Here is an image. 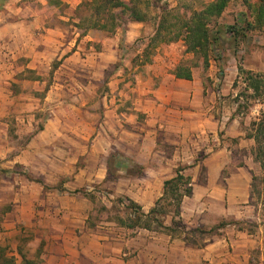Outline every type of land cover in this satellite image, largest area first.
<instances>
[{
  "label": "crops",
  "instance_id": "1",
  "mask_svg": "<svg viewBox=\"0 0 264 264\" xmlns=\"http://www.w3.org/2000/svg\"><path fill=\"white\" fill-rule=\"evenodd\" d=\"M61 1L0 0V246L19 264H257L264 102L246 114L234 98L241 65L264 77V48L241 42L243 63L215 53L207 69L178 77L192 57L183 40L145 59L150 37L133 47L142 22L82 35L83 0ZM178 171L191 193L166 216L175 229L182 221L173 233L98 213L122 208L119 198L149 213Z\"/></svg>",
  "mask_w": 264,
  "mask_h": 264
},
{
  "label": "trees",
  "instance_id": "2",
  "mask_svg": "<svg viewBox=\"0 0 264 264\" xmlns=\"http://www.w3.org/2000/svg\"><path fill=\"white\" fill-rule=\"evenodd\" d=\"M163 1L83 0L76 11L79 19L76 27L83 30L82 35L91 29L111 34L125 23L123 15H128V20L133 22H145L154 18L157 23L154 34L148 42L147 57H150L148 56L149 51L156 49L160 44L183 40L186 47L185 52L193 54V59L195 57L201 59L205 69L210 66L213 53L221 54L218 44L224 27L236 39L240 35L246 37L251 31H264V0H244L247 10L241 13L239 20L233 25L219 26L216 31L213 30V25H220V17L234 0H213L208 3L203 0H178L175 6ZM49 2L56 6L62 4L61 0H49ZM116 9H121V13L116 12ZM216 59H222V57L218 55ZM198 65L197 62L182 63L177 67L176 74L178 77L191 78V69ZM240 71L246 75L247 89L253 91L250 97L256 98L263 94L264 77L246 70L242 65ZM255 139L257 142L256 157L264 170V112L257 121ZM189 184L190 177L178 171L174 178L165 181L164 195L149 213H144L138 203L128 198L117 200V203L124 204L122 209L118 210L116 206L111 208L102 206L101 210L109 213L115 212L111 217L113 221L132 229L147 228L173 233L181 226L182 221L175 220V229L165 224L166 216L170 211H173L175 216L180 215L182 200L185 195L191 193ZM24 260L27 264H36L34 260H26V257ZM0 264L19 263L16 256L9 253L7 247L0 246Z\"/></svg>",
  "mask_w": 264,
  "mask_h": 264
},
{
  "label": "rangeland",
  "instance_id": "3",
  "mask_svg": "<svg viewBox=\"0 0 264 264\" xmlns=\"http://www.w3.org/2000/svg\"><path fill=\"white\" fill-rule=\"evenodd\" d=\"M127 2H129L130 0H125ZM205 3L211 2L213 0H203ZM255 1V0H253ZM163 2H167L169 3V5L171 6H175V4L178 2V0H164ZM247 10L245 4H244V0H234L231 2L230 6L226 9V11L223 13V15L220 17L219 19V24L220 25H213V30L216 31L217 28H219V26H229V25H233L235 24L239 18L241 17V13L245 12ZM116 12L121 13V9H116ZM123 20H124V24L121 26V28H126V26L128 25V23L130 22V20H128V15H123ZM144 24V30L145 32H143V34H141L137 39V43L136 41L133 44V47L136 46V44H138L140 46V48L143 47L144 44L147 43V37H151V34H154L155 31V27H156V23L157 21L153 18L150 20H147L145 22H142ZM264 37V31L260 32V31H251L248 33V35L246 37H243L242 35L238 36V39H236L233 35H231L229 32L226 31V27L223 28V31L221 32L220 35V40H219V44H218V50H220L221 52V57H222V61L226 59H229L230 54H234L236 55L237 59L240 60L243 63V59H245V53H246V46H241V42L243 43V45H247L248 46H252V44H254V47H261L264 48V44L262 43ZM139 40V41H138ZM181 40L177 41L178 43ZM176 43V42H174ZM143 44V45H142ZM137 45V46H138ZM238 45V47H237ZM136 46V48H137ZM239 47L241 48L239 50ZM237 49L239 50V52L237 53ZM152 51V52H151ZM156 52V49H152L149 51L148 56L152 53ZM224 53V54H223ZM144 54V53H143ZM214 55V53H213ZM194 55L192 54V57H183L182 61H184L183 63H187V64H192V62H197L199 63L198 66H203L202 64V60L198 59V58H194ZM144 58L147 59V50L144 54ZM197 67V66H196ZM245 77L246 75L243 74L242 79H240V83H236L238 84L237 87V96L234 99H238L237 101H239L240 96H242L241 101H242V111L245 112L246 114L250 113L251 110L255 107V105L257 104L258 101H262L264 102V91L263 94H261L260 96L256 97V98H252L250 97V94H252V92L250 91H246L245 90ZM260 110V109H259ZM255 115H252V117H254ZM259 116L261 117V114H259ZM15 173L14 171L10 174H8V179L12 180L14 177ZM253 193L255 195L256 198L259 197H264V170L262 171L261 174H259L256 177V180H254L253 182ZM103 205L102 204H98V208L97 210L99 211L98 213H102L105 211L101 210V207ZM123 207V204L121 205ZM122 209V208H121ZM264 210V209H263ZM106 214V213H105ZM115 214V212L112 213V216ZM26 246V244H24ZM9 253L16 256L14 253H11L10 249H8ZM17 258V262H18V257ZM21 264V263H20Z\"/></svg>",
  "mask_w": 264,
  "mask_h": 264
},
{
  "label": "built area",
  "instance_id": "4",
  "mask_svg": "<svg viewBox=\"0 0 264 264\" xmlns=\"http://www.w3.org/2000/svg\"><path fill=\"white\" fill-rule=\"evenodd\" d=\"M260 113L257 111L255 112V115H259ZM257 264H264V257L257 263Z\"/></svg>",
  "mask_w": 264,
  "mask_h": 264
}]
</instances>
